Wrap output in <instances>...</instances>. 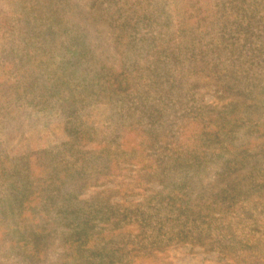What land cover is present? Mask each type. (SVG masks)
<instances>
[{
    "label": "rangeland",
    "instance_id": "rangeland-1",
    "mask_svg": "<svg viewBox=\"0 0 264 264\" xmlns=\"http://www.w3.org/2000/svg\"><path fill=\"white\" fill-rule=\"evenodd\" d=\"M122 1L99 0L95 5L102 3L104 9L114 5L120 7L118 3ZM195 1L145 0L148 16L145 20L138 17V22L129 27L134 39L125 49L129 38L123 40L116 28L125 15L91 17L89 12L94 0H0V264H28L23 240L17 232L26 231L27 221H22L23 216L19 218L17 213L26 209L24 202L28 197L40 193L41 206L37 208L47 211L45 208L51 207L48 211L54 217L53 211L58 204L54 198V173L61 168L68 171L76 151L72 149L73 141L77 142L72 135L79 131L88 136L89 147H102L107 153L104 155L96 149V164L88 169L99 178L84 175L70 182L72 188L79 186L76 204L81 212L97 210L95 222L107 213L122 218V226L126 225L132 233L131 236L126 234L125 240L160 247L151 254L152 258L145 256L152 261L141 264H264V187H258L260 191L245 190L235 206L232 205L235 212L223 214L226 211L222 208L229 203L217 194L229 178L219 174L218 165L224 159L214 158L209 153L207 161L201 163L197 157L204 146V133L200 129L204 113L207 115L209 109L225 110L235 93L227 89H247L246 74L251 75L258 69L251 67L249 70L247 59L264 67V50L254 55L249 51L253 44L264 42V38L255 39L264 28V20L259 19L263 16L264 0ZM15 4L22 12L28 10L23 14L24 19L31 17L39 23L32 30L24 28L18 38L13 36L15 19H10ZM36 5H39L38 16L32 14ZM112 16L114 18H110ZM209 16L211 20H221L202 19ZM77 18L87 22V37L83 42L98 59V65L103 64L104 75H107V66L116 68L122 50L133 49L138 53L128 67L127 73H130L138 67L141 71L144 66V39H150L151 45L155 39L159 40L158 44H164L158 56L160 64L142 70L151 84L125 94L123 88L118 87L122 92L116 93L108 81L91 78L76 84L48 85L42 97L23 98L22 95L7 100L8 92L13 91L15 95L12 83L16 73L8 74L4 69L18 62L10 58L17 45L36 57L37 53L49 49L55 57L43 61L47 62V70L59 64L60 68L67 65L71 71L69 63L59 60L71 62L70 53L76 43L73 23ZM51 23H54L53 29L49 27ZM216 44L230 50L239 49L240 54L230 53L222 67L193 65L201 50L209 53L208 59L215 58L217 51L210 53L209 49ZM44 78L49 77L44 75ZM150 101L153 106L163 105L161 113L164 112V116L152 131L144 127L143 134L138 135L135 129L141 128L145 118L136 121L134 116L147 113ZM141 104L145 106L143 112L139 108ZM258 114L264 125V110L262 113L258 110ZM254 126L253 122L241 125L239 133H246L245 139L254 142V146L257 144L259 149L263 144ZM149 135L155 141H151ZM139 140L153 143V151H147L154 157L159 149H168L165 157L179 159V153L184 150L182 164L164 174L141 177L138 170L142 164L129 163V154L124 153L126 146ZM110 159H115L113 170ZM194 162L197 164L188 168ZM99 170L105 173L97 174ZM44 183L48 188H44ZM47 200L48 204H44ZM206 202L211 205V219L221 218L224 224L232 221L233 238L226 243L228 248L217 243L215 235L207 237L204 234L205 222L210 218L205 219V214L199 213ZM186 208L188 210L183 211ZM118 238L111 243H116ZM240 245L246 248H239ZM58 254V249L50 252L49 261L40 264L55 262Z\"/></svg>",
    "mask_w": 264,
    "mask_h": 264
},
{
    "label": "trees",
    "instance_id": "trees-1",
    "mask_svg": "<svg viewBox=\"0 0 264 264\" xmlns=\"http://www.w3.org/2000/svg\"><path fill=\"white\" fill-rule=\"evenodd\" d=\"M97 1L99 0H94V6H91L89 12L91 17L97 14L100 17H109L110 14L114 17H119L121 13L125 15L121 21L122 23L118 22L116 24V28L118 31L117 35H121L123 40L129 38L130 43L126 45L125 49L129 48L134 39V36H130L129 27L136 24L139 18L142 19L144 17L143 20H145L148 16L145 0H129L128 2L124 0L118 3L120 7L114 5L105 9L101 8L102 3L95 5ZM198 1L200 2L201 0H196L194 3H198ZM21 9L15 4L13 6V16L10 17V19L13 17L15 19L13 36L16 38L22 35L24 28L32 30L39 26V23L35 22L31 17L28 20L24 19L23 14H27L28 10L22 12ZM39 13V5H36L33 7L32 14L38 16ZM262 15L259 19L264 20V12ZM113 16L110 18H114ZM211 18L209 16V18L202 19L211 20ZM219 20L221 19L211 21ZM53 24L49 25L52 29ZM73 25L76 43L74 51L72 53L69 52L71 54V62L63 59L59 60L60 62L69 63L72 66L71 71H69L67 65L64 68H60L59 64L55 66V69L47 70L49 69L47 62L43 61H47L48 57L53 59L55 57L53 51L49 49H44L41 54L37 53L36 57L30 55L25 47L19 48L18 45L16 46L10 58L18 59V62L15 65L9 64L4 69L8 74L11 72L16 73V77L12 83V85H15V95H13V91L8 92L5 95L7 100L20 98L22 95L23 98L42 97V93L48 85L76 84L91 78L93 81L106 80L111 90L119 93L122 92L119 88H123L125 94H128L130 91L136 92L137 89L151 84L142 70L150 67L154 68L156 67L155 64H160L161 61L158 56L165 45L158 44L159 40L155 39L154 44L151 45L150 39H144L145 52L141 47L140 49L143 53H146V59L143 61L144 66L141 71L138 67L132 70V72L127 73L128 67L137 59L138 53L133 49H124L118 54L119 61H117L116 68L111 67V65L107 66L108 72L107 75H104L102 74L103 64L98 65V59L90 53L89 48L83 42V39L87 37V22L84 18H77ZM118 26H120V29ZM184 26L187 25L185 24ZM262 26L264 27V23H262ZM139 28L140 25L138 26V32ZM260 38H264V28L263 31L261 30L255 35V39L258 40ZM79 41L80 45L78 44ZM262 50H264V42L257 46L253 44L249 51L254 55V52H262ZM209 51L210 53L211 51H217L216 57L214 58L210 54L212 58L208 59L209 53L201 50L199 59L194 60L193 65L196 67H222L228 60L226 57L231 56L230 53L233 55L236 52L238 55L240 54L238 52L240 51L239 49L230 50L226 46H220L219 44L210 48ZM43 56L46 57H44L45 60ZM149 58L152 60H149ZM35 60L37 63H33ZM126 62L128 65H125ZM246 63L250 67L249 70L251 67H258L257 70H252L251 75H249V72L246 74L247 89H227L229 93H231V90H235V93H233L234 97L232 96V100L228 101L225 110L209 109L206 111L207 115L204 113L201 121L200 129L204 133V146L202 152H199L197 157H200L201 163L207 161L205 158L209 153L214 158H223L224 161L218 165L220 168L219 174L220 177L222 175L229 177L225 187L219 188L217 194V196L223 197L229 203L228 206L222 208L223 211H226L223 214H233L235 212L232 205L238 201L245 190L254 189L260 191L261 189L258 187H264V158L262 157L264 155V125L260 123V114H258V110H261V113L264 110V67L259 66L258 62L254 63V61L251 62L248 59ZM44 75H48L49 78H44ZM41 78H43V81L39 82ZM5 91L7 92L6 89ZM151 101L148 103L147 113L142 111L145 106L141 104L139 108L143 113L141 115H137L136 113L134 116V119L137 118L136 121L142 120L141 117L145 118L142 120L144 124L141 123V128L135 129L139 131L138 135H142L145 129L152 131L159 119L164 116V112L161 113L163 105L153 106L150 104ZM252 122L255 123L254 128H256L259 140L263 144L259 149L256 146L257 144L254 146V142L245 139L246 133H239L241 125ZM131 126H133V123L128 126V129ZM72 137L73 139L76 138L77 142L73 141L72 144L74 147L72 149L76 151L71 158L70 167L67 169V172L61 168L58 172L54 173L53 183L56 186L54 198L58 200V204H56L53 211L54 217H51L50 211H48L51 207H46L45 210L47 211H40L37 208V206H41L39 202L42 195L40 193L35 197H28L24 202L26 209L22 208L21 212L17 213L19 218L23 216L22 221H27L26 231L17 232L23 240L24 253H26L28 264H40L43 261L47 263L49 261L47 260L48 254L57 249L59 252L58 258L55 262H49L48 264H141L152 261V259L147 260L145 256L147 255L148 259L152 258L151 254L159 250L160 247L125 240L127 235L131 236L132 233L130 229L126 228V225L122 226V218L115 215L110 216L107 213L106 217H102L101 220L95 222L96 215L98 214L97 210H90L88 213L81 212V207L76 204L78 197V190L76 188L79 186L72 188L69 184L73 179H81L84 175L92 176L95 179L99 178L92 175V171H88V169L96 164V149L100 150L104 155L107 152L102 147H89L87 144L91 141L82 131L76 132ZM149 139L155 141L151 135H149ZM207 148H210L211 152H208L209 149ZM151 149H154L152 142L146 143L140 140L124 148V153L129 154V163L142 164V167L138 170L141 171L138 174L141 177L150 178L156 173L164 174L173 166L182 164L181 160L184 150L179 153L181 156L177 159L173 156L170 158L165 157L168 149H159L157 156L154 157L155 155H150L148 152L153 151ZM110 161L113 164L111 166V170H113L115 169V159H110ZM196 164L194 162L188 165V168H192ZM241 169L245 171H239ZM104 173V170L97 171V174ZM43 186L44 188H48L46 183ZM41 188L42 185L40 186V192ZM100 192H103V190H100ZM44 204H48V200ZM229 206H232V209ZM210 207V204L204 203V210L199 214H205V219H209ZM187 210L188 208L183 211ZM34 211H37V213ZM224 222L221 218H210L209 221L205 222L204 234L207 237L215 235V241L225 244L224 246L228 248L226 243L230 238H233L232 232L234 228L230 226L232 221L230 223L227 221L226 224ZM219 224L223 226H219ZM115 238H118L116 243H111V240ZM239 248L246 247L240 245Z\"/></svg>",
    "mask_w": 264,
    "mask_h": 264
}]
</instances>
